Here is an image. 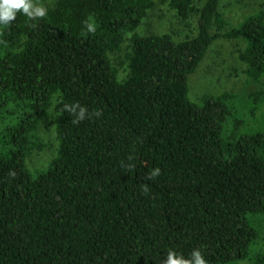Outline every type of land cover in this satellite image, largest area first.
Instances as JSON below:
<instances>
[{"label": "trees", "instance_id": "16d2710c", "mask_svg": "<svg viewBox=\"0 0 264 264\" xmlns=\"http://www.w3.org/2000/svg\"><path fill=\"white\" fill-rule=\"evenodd\" d=\"M164 1L183 38L137 32L157 0H33L45 17L0 25V264H264V89L192 95L221 38L264 77V7L228 28L224 0Z\"/></svg>", "mask_w": 264, "mask_h": 264}, {"label": "rangeland", "instance_id": "374dc122", "mask_svg": "<svg viewBox=\"0 0 264 264\" xmlns=\"http://www.w3.org/2000/svg\"><path fill=\"white\" fill-rule=\"evenodd\" d=\"M156 7L139 26L137 32L141 35L150 33L169 32L175 38H183L190 27L184 26L176 18L174 11L166 5L164 0H157ZM228 28L237 25L249 14L264 7V0H224L221 5ZM194 29V27H192ZM127 39L123 50L116 54L115 61L121 67L126 54ZM242 47L239 38H221L211 46L206 59L199 68L197 80L193 82L192 95L200 99L204 94H220L230 91L236 94L240 102H245L252 91L264 89V77L259 81L251 79L246 74L247 65L239 58V49ZM113 57V56H112ZM53 112L46 118L40 128V137L48 144L42 151H35L28 158L31 168H41L48 165L55 154L56 133L51 123ZM237 264H251L240 262Z\"/></svg>", "mask_w": 264, "mask_h": 264}, {"label": "clouds", "instance_id": "9594fccd", "mask_svg": "<svg viewBox=\"0 0 264 264\" xmlns=\"http://www.w3.org/2000/svg\"><path fill=\"white\" fill-rule=\"evenodd\" d=\"M18 12H22L29 19L42 18L47 15V9L35 4L33 0H0V25L7 26L16 19ZM87 28L89 31H94V27L91 24H88ZM65 108L71 113H75L76 109H79L73 123H77L79 120L85 118L86 108L80 106L78 103H74L71 106L65 105ZM159 174L160 169L157 167L149 174V178L151 179ZM144 190H147L146 186ZM163 264H208V262L199 249H194L187 258L183 254L169 249L167 259L163 261Z\"/></svg>", "mask_w": 264, "mask_h": 264}]
</instances>
